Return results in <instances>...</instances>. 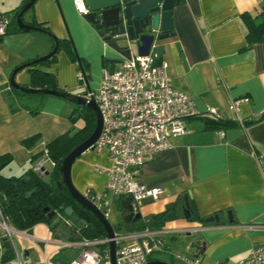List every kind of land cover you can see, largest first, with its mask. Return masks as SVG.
Masks as SVG:
<instances>
[{
	"label": "crops",
	"instance_id": "crops-1",
	"mask_svg": "<svg viewBox=\"0 0 264 264\" xmlns=\"http://www.w3.org/2000/svg\"><path fill=\"white\" fill-rule=\"evenodd\" d=\"M24 1L0 0V15L8 20L6 33L0 37V155L10 154L12 160L29 162L31 169V159L41 151L40 143L46 145L72 132L70 117L75 105L51 95H20L10 86L16 68L44 57L53 48L47 34L18 29L10 11ZM263 4L264 0H179L172 9L173 35L161 42L164 54L160 61L168 65L171 85L192 100L200 116L187 120V133L172 138L170 149L156 153L141 167L140 184L160 187L164 192L156 202L142 204L136 212L144 219L162 212L185 194L194 202L200 218L216 215L218 222L203 225L178 219L166 223L155 231L161 241L159 252L168 248L165 237L183 235L190 237L189 256L185 257H196L200 264H238L249 257L252 248L264 244V165L257 157L264 152V120L249 128L210 129L205 123L216 118L206 109L214 110L217 119L228 123L255 119L264 112V41L245 49L240 20L242 13H257ZM22 20L28 26L46 24L60 40L70 38L77 55L88 63L86 75L90 77L93 65H99L101 78L90 90L99 87L103 73L111 66L108 60L114 55L82 19L73 0H36ZM35 70L54 74L60 89L72 93L78 90V67L64 50L56 53L54 63L38 65ZM14 81L28 87L29 72L18 70ZM33 135H39V141L30 148L23 146L22 141ZM110 165L106 150L84 152L71 166L73 186L82 193L87 189L106 192L107 177L96 169H108ZM122 199L106 195L109 211L114 204L119 213L115 226L109 223L112 227L123 222ZM121 230L125 231L123 227ZM179 230L186 232L178 234ZM47 233L50 235L48 229ZM29 255V251L24 253L25 258L21 255L26 264L41 263L45 257L52 261L45 252L39 262L29 261ZM185 257L176 264H188Z\"/></svg>",
	"mask_w": 264,
	"mask_h": 264
},
{
	"label": "built area",
	"instance_id": "built-area-1",
	"mask_svg": "<svg viewBox=\"0 0 264 264\" xmlns=\"http://www.w3.org/2000/svg\"><path fill=\"white\" fill-rule=\"evenodd\" d=\"M80 15L86 14L82 0H73ZM8 20L0 15V37L6 33ZM155 54L147 56L133 55L124 59L112 73L106 70L96 90H89L84 95L93 100L102 118L99 138L92 145V150H106L111 162L108 169H96L107 177L106 192L96 193L91 189L82 196L90 202L103 216L108 218L109 208L106 195L131 196L132 206L136 212L143 201L156 202L163 194L160 187L147 188L138 181V174L144 163L156 153L171 148L170 140L187 133L186 121L200 116L192 100L183 92L175 89L167 75L168 65L158 61L153 65ZM83 82L82 72L77 74ZM235 109V105H232ZM206 113L216 118L219 115L212 109ZM222 135V134H220ZM42 155L33 163L32 171L44 177L45 163L54 161L50 158L46 145L40 143ZM264 165V152L258 154ZM14 229L3 217L0 208V264H26L12 241ZM186 231H177L184 234ZM157 232L142 231L132 235H120L114 232L112 239L83 240L75 242H50L33 239L44 244L53 243L61 248L77 251L76 257L67 264H112L109 243L114 241L115 264H146L149 257L161 250V241ZM10 244L11 258L3 260L2 240ZM134 239L133 243H128ZM188 264H200L198 258H187ZM55 263L47 257L41 263ZM222 264V263H221ZM238 264H264V244L252 248L248 258Z\"/></svg>",
	"mask_w": 264,
	"mask_h": 264
},
{
	"label": "trees",
	"instance_id": "trees-1",
	"mask_svg": "<svg viewBox=\"0 0 264 264\" xmlns=\"http://www.w3.org/2000/svg\"><path fill=\"white\" fill-rule=\"evenodd\" d=\"M29 1L25 0L20 6L10 11L14 21ZM240 20L245 30V49H249L254 44L264 41V4L257 13H242ZM31 27L38 28L41 32L47 34L52 39V42L56 40L59 44L58 51L62 48L70 61L77 65L78 70H80L78 63L80 64L84 80L86 81L89 78V75H86V72L89 70L88 63L76 56L70 38L60 40L54 37L48 26L43 23H32ZM55 58L56 54L46 61L34 65L30 64L32 62L30 61L24 63L21 66L22 68L18 67L19 70H27L30 74V85L23 88L61 92L64 94L62 99L71 102V100L75 99L76 95L71 94L65 89H60L57 86L54 74L35 70V67L38 65L48 66L54 63ZM14 91L23 95V92L18 89H14ZM75 115L82 120L83 126L73 134H62L46 144L49 156L55 163L48 181L44 177L34 173L32 168L19 177H4L1 175V170L11 162L12 157L10 154L0 155V208L3 217L8 220L14 230L28 233L36 225L43 224L57 241L74 242L76 232L83 240H102L107 237L102 224L90 212L76 204L64 186L57 185V183L61 182V176L58 171L59 163L72 149L85 141L95 127V115L89 108L75 105L70 119ZM263 120L264 112L255 119L244 120L240 123H228L217 118L205 120V123L207 128L210 129L236 127L239 125L249 128L259 124ZM39 139V135L30 136L22 141V145L30 148ZM41 155L40 151L31 159V162L34 163ZM29 193L31 194L28 195ZM67 207H71L79 219L85 221L83 228L77 229L69 223L68 218L64 214V209ZM46 209L47 211H45ZM50 213H54L51 219L48 217ZM178 219L197 222L203 225L210 224L205 223L204 218L199 217L194 202L184 194L180 195L175 202L168 204L162 212L150 214L144 219L135 222H122L113 227V229L114 231H120L123 227L125 232H142L144 230L155 232L161 230L166 223ZM233 222L237 221L234 220ZM11 256L12 253L4 254L2 259L5 261L11 258ZM151 257H149V261L153 260Z\"/></svg>",
	"mask_w": 264,
	"mask_h": 264
},
{
	"label": "water",
	"instance_id": "water-1",
	"mask_svg": "<svg viewBox=\"0 0 264 264\" xmlns=\"http://www.w3.org/2000/svg\"><path fill=\"white\" fill-rule=\"evenodd\" d=\"M36 0H30L16 17V25L21 30L40 31L38 28L28 26L22 21V15L27 12ZM179 0H82V4L86 9V14L82 15V19L90 24L97 33L103 45L113 53L114 57L108 60L111 63L108 71L112 73L115 65L121 63L124 59H129L133 55L147 56L150 53L155 54L153 65L161 60L164 54V46L162 41L173 35L172 32V9L178 4ZM59 44L53 41L52 50L30 64H37L46 61L57 53ZM78 57L77 53L75 52ZM81 70V66L78 63ZM22 68V67H21ZM19 69H15L10 77V86L18 89L24 94L31 95H51L63 98L61 92H53L49 90H32L23 88L16 84L14 76ZM76 106H85L89 108L95 115V127L91 135L74 149H72L66 157L59 163L58 171L61 176V182L58 186H64L71 198L76 204L80 205L84 210L90 212L96 220H98L106 231L108 239L114 237V229L106 218L88 202L73 186L70 171L73 162L84 152L92 150V145L97 141L102 129V118L98 107L93 100H87L84 96H76L71 100ZM29 193L28 195H30ZM149 200L143 201V205L149 204ZM123 211V222H135L142 217L140 213L135 212L132 206V198L129 195L123 197L121 201ZM47 211V209L45 210ZM64 214L68 218L70 224L77 229H81L85 225V221L80 220L71 207L64 209ZM54 213L48 215L49 219ZM205 223L218 222V216H211L204 219ZM75 240L80 241L81 237L76 232ZM2 248L4 254L10 253V244L6 240H2ZM116 245L114 241L109 243V254L112 264H115ZM146 264H167L162 261H148Z\"/></svg>",
	"mask_w": 264,
	"mask_h": 264
},
{
	"label": "rangeland",
	"instance_id": "rangeland-1",
	"mask_svg": "<svg viewBox=\"0 0 264 264\" xmlns=\"http://www.w3.org/2000/svg\"><path fill=\"white\" fill-rule=\"evenodd\" d=\"M54 37H56L54 35ZM57 38V37H56ZM74 47V46H73ZM75 49V48H74ZM59 51H63L62 48H60ZM76 52V49H75ZM79 57V56H78ZM78 72H81L80 70L77 71L76 73V84L78 85V90L75 91L74 93L70 92L71 94L76 95V93H79L78 95L81 96V94H84L85 92L90 89L96 88L98 81L101 78L100 75V68L99 65L95 64L93 65L91 72H90V77L87 78V80H83L82 83L79 82L77 74ZM87 82V84H86ZM77 96V95H76ZM34 97V96H32ZM72 109V105H70ZM83 125V122L80 118H78L76 115L72 117L71 119V129L72 132L71 134L75 133L78 131ZM88 153L91 154H96L95 151L93 150H88ZM30 169V164L29 162H20L18 159L12 160L9 164H7L2 170H1V175L4 177H11V176H21L25 174V172ZM53 169V164L52 162H46L45 163V171L48 173L46 176H44V179L46 181L49 180L51 172ZM81 195V191H78ZM111 198V196L109 197ZM119 219V213L117 211V208L114 204H110V211H109V217L107 218L108 222L113 225L115 223V220ZM115 226V225H113ZM15 232L12 233V241L13 244L15 245L18 253L22 255L23 258H25L24 253L26 251H29V261H41L42 260V252H45L47 255H49L52 259L53 262L59 263L62 262L64 264L68 263L71 261L73 258L76 257L77 251L74 249H67V248H59L57 245L53 243H47L44 244L42 242H34L30 239L25 238L22 236V234L27 235L28 237H33L37 240L40 241H50V242H66V241H57L53 235L50 233L48 235L47 233V228L44 225H39L33 228V231L31 232H24V231H17L14 230ZM125 231L121 230L120 235L124 234ZM190 237H186L183 235H175L173 238L165 237V243L168 248L167 249H162L161 252L156 254V256L152 255L151 258H157L161 261H164L168 264H176L177 262H180L182 257L189 256V239ZM164 247V246H163ZM165 250V251H164ZM54 253V254H53ZM172 256V257H171Z\"/></svg>",
	"mask_w": 264,
	"mask_h": 264
}]
</instances>
